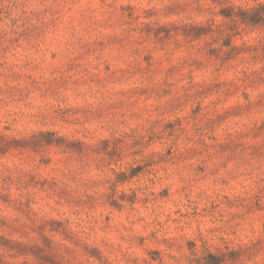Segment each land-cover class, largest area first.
Here are the masks:
<instances>
[{"label":"rangeland","instance_id":"obj_1","mask_svg":"<svg viewBox=\"0 0 264 264\" xmlns=\"http://www.w3.org/2000/svg\"><path fill=\"white\" fill-rule=\"evenodd\" d=\"M256 1L0 0V264H264Z\"/></svg>","mask_w":264,"mask_h":264},{"label":"trees","instance_id":"obj_2","mask_svg":"<svg viewBox=\"0 0 264 264\" xmlns=\"http://www.w3.org/2000/svg\"><path fill=\"white\" fill-rule=\"evenodd\" d=\"M223 1L227 2V0ZM220 14L228 21L222 23L212 22L207 25H192L193 28L198 30L196 35H200L205 31L213 32L226 39L225 45H230L231 37L234 35L238 24L260 25L264 28V3L260 1H256L253 5L246 8L233 5L226 6L220 10ZM13 246L17 247L19 251L25 248L24 244L19 242H14ZM233 254H235L233 251L228 253H213L208 251L205 254L192 252L191 256H187L186 259L187 264H222L227 260V256Z\"/></svg>","mask_w":264,"mask_h":264},{"label":"clouds","instance_id":"obj_3","mask_svg":"<svg viewBox=\"0 0 264 264\" xmlns=\"http://www.w3.org/2000/svg\"><path fill=\"white\" fill-rule=\"evenodd\" d=\"M260 2H261V3H264V0H260ZM225 243H228V242H227V241H225ZM225 259H226V257H225Z\"/></svg>","mask_w":264,"mask_h":264}]
</instances>
